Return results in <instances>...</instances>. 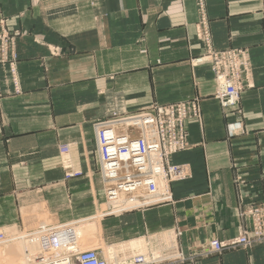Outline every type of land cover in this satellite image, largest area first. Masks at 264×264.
<instances>
[{"label": "crops", "instance_id": "obj_1", "mask_svg": "<svg viewBox=\"0 0 264 264\" xmlns=\"http://www.w3.org/2000/svg\"><path fill=\"white\" fill-rule=\"evenodd\" d=\"M205 10L216 49L249 51L253 87L240 111L221 108L209 63H196L195 0H0L7 30L21 33V93L0 68V231L94 218L104 199L93 123L188 98L199 99L202 122L188 121L190 146L171 158L190 170L171 184L174 202L101 215L81 233L99 229L128 263L147 251L173 255L169 238L189 253L246 227L242 209L264 202V0H205ZM20 246L8 243L0 263ZM153 264H264V244Z\"/></svg>", "mask_w": 264, "mask_h": 264}, {"label": "built area", "instance_id": "obj_2", "mask_svg": "<svg viewBox=\"0 0 264 264\" xmlns=\"http://www.w3.org/2000/svg\"><path fill=\"white\" fill-rule=\"evenodd\" d=\"M195 4L199 14L196 27L203 49L196 63H209L215 83L213 97L221 108L238 110L241 93L253 87L249 51L246 48L216 49L211 40L205 0H195ZM20 36L18 30H7L5 18L0 13V68L14 94L21 93L17 71V40ZM2 93L0 87V96ZM189 120L198 124L202 122L198 98L154 104L145 111L126 117L112 114L106 120L93 123L97 174L104 199L102 213L100 210L102 216L174 202L171 184L190 176L187 164L171 162L174 154L190 146L187 138ZM60 151L65 153L69 148L61 145ZM81 174V171H70L66 176L77 177ZM240 215L248 223L234 237L209 239L189 253L178 248L174 238L170 242L165 241L167 248L175 249L173 255L154 256L153 252L147 251L133 254L132 262L128 263L153 264L162 259L193 262L224 251L264 244V202L246 206ZM80 222L81 219H76L67 224L51 225L25 234L24 240L39 243L36 253L26 254L25 264H109L97 247L84 246L78 229ZM10 235L0 231V261L2 247L5 241L11 239ZM117 264H125V261Z\"/></svg>", "mask_w": 264, "mask_h": 264}, {"label": "rangeland", "instance_id": "obj_3", "mask_svg": "<svg viewBox=\"0 0 264 264\" xmlns=\"http://www.w3.org/2000/svg\"><path fill=\"white\" fill-rule=\"evenodd\" d=\"M121 126H124V124H122ZM103 208L104 207H101L102 210ZM100 210L98 214L95 215L94 218H91L90 220H88V222H85V223L80 222L78 229L82 231L83 230L82 228H84L86 224H90L93 221H97V223H99V218L101 216ZM102 210H101V213H102ZM86 229L81 233V238L84 242L85 247H92V246H94L95 248L97 247L98 251L107 259L109 264H117L121 261H125V264L127 263L129 259L126 258L125 256H122V253L124 252V248L121 247L120 249H117L115 246H112L110 244L103 242L100 235L98 234L99 229H95V231H92V227H91V230H89V228H86ZM10 236H12L11 239H9V241L7 242L5 241L2 247L1 253L3 252V249L8 243L20 242L21 243L20 251L18 252L17 255H15V260H18L17 264H25L26 254L27 253L34 254L39 250V243L32 242L29 239L24 240L25 233L24 234H14ZM169 240H174V238H169L168 240H166V242H170ZM107 247H112V249L109 251ZM144 250L145 248L142 249V251ZM3 253H7V252H3ZM3 261L5 260L1 259L0 262L2 263ZM72 264H77V263L73 262Z\"/></svg>", "mask_w": 264, "mask_h": 264}, {"label": "bare ground", "instance_id": "obj_4", "mask_svg": "<svg viewBox=\"0 0 264 264\" xmlns=\"http://www.w3.org/2000/svg\"><path fill=\"white\" fill-rule=\"evenodd\" d=\"M6 261H7V264H10V262L12 264H17L18 263V260H15V255L11 258V261L10 262L8 261V259Z\"/></svg>", "mask_w": 264, "mask_h": 264}]
</instances>
